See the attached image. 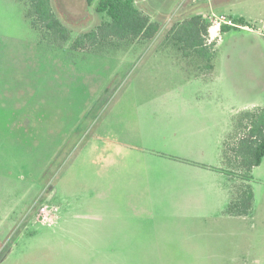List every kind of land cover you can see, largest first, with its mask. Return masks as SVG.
Listing matches in <instances>:
<instances>
[{
    "label": "rangeland",
    "instance_id": "1",
    "mask_svg": "<svg viewBox=\"0 0 264 264\" xmlns=\"http://www.w3.org/2000/svg\"><path fill=\"white\" fill-rule=\"evenodd\" d=\"M97 1L51 0L63 42L33 27L28 0H0V264H264V158L234 177L222 147L230 109L261 100L264 0L214 7L250 25L222 32L225 94L211 101L182 55L157 53L209 0H136L161 23L154 38L75 48L107 18ZM246 185L251 213L229 214Z\"/></svg>",
    "mask_w": 264,
    "mask_h": 264
},
{
    "label": "trees",
    "instance_id": "2",
    "mask_svg": "<svg viewBox=\"0 0 264 264\" xmlns=\"http://www.w3.org/2000/svg\"><path fill=\"white\" fill-rule=\"evenodd\" d=\"M95 0H87L92 5ZM26 16L33 27L48 32L51 39L66 42L71 37V30L61 20L51 0H28ZM95 10L104 13L106 19L95 28L80 34L73 43L75 48H81L91 43L94 50L105 47L120 49L129 47L140 39H152L161 30V23L151 20L138 5L136 0H98ZM234 25L225 24L222 32H227L239 26H249L250 23L242 16L233 17ZM211 21L207 15L193 13L186 19L174 25L170 35L185 52L189 49L203 52L206 47L214 48L217 41H210ZM44 31V32H45ZM58 40V41H59ZM97 45V46H95ZM208 56H212L209 53ZM234 136L227 139L223 147L224 169L234 177L248 180L254 167L259 166L264 158V107L246 110L237 118ZM229 166V167H230ZM207 167L223 170V168L207 165ZM243 191L233 193L229 204V214L245 216L251 213L254 193L250 185Z\"/></svg>",
    "mask_w": 264,
    "mask_h": 264
},
{
    "label": "crops",
    "instance_id": "3",
    "mask_svg": "<svg viewBox=\"0 0 264 264\" xmlns=\"http://www.w3.org/2000/svg\"><path fill=\"white\" fill-rule=\"evenodd\" d=\"M209 10H211L212 12H214V7H216L217 4L224 2V0H214V4L212 3V0H209ZM216 9V8H215ZM187 10V9H186ZM206 15V14H205ZM245 27V26H243ZM249 27V26H246ZM247 29V28H246ZM226 33V32H224ZM222 36V34H221ZM259 37H264V34H261ZM221 37L219 39H217V45L214 48H203L206 49L203 52H199L196 51V49H189L188 52L184 51V48L179 46V45H175V46H161L158 47V49H160V51H158L157 53H162V52H167V53H171V54H180L182 55V58H177L178 62L182 64L181 62H184V64H186V66L188 67V70H186V83H193V82H200L203 84V86H205L206 91L207 92H203V94L201 96H197V98H206L207 101H211L215 100V93L216 97L218 98H222V95L225 94V92L222 91L221 89V85H224L225 83V79L222 78V73L223 71L221 70L222 65L221 62L219 63L220 56H219V44L221 42ZM261 44H264V41H260ZM264 46V45H263ZM262 46V48H264ZM119 50V49H116ZM122 50V49H121ZM252 51L249 49V52H245V55H250ZM209 53H212V56H208ZM254 53V52H253ZM229 56V52L227 53ZM231 59V56H230ZM251 66V65H250ZM252 67V66H251ZM226 74V73H225ZM251 78L254 76L252 75V73H250ZM228 77L230 78H237L239 77L238 75H236V73L234 72H230V75H228ZM250 87L254 86L253 83H250ZM213 86V87H210ZM199 91V90H198ZM238 93L240 94L237 90L235 92V94ZM261 93V100H250L247 101L244 105L241 104V106H239L237 109H230V117L232 119V126L230 128H232L228 133L227 131L225 132V137L224 140L222 141V147L224 146V143L226 142V140L228 139V137L234 132L235 129V123L237 118L241 115V113L243 111L246 110H251L257 107H264V88H262V91H260ZM205 95V96H203ZM263 97V98H262ZM202 101V100H201ZM204 102V100H203ZM207 107V106H206ZM199 166H201L200 164H198ZM209 165V164H208ZM213 166V165H211ZM260 166V165H259ZM259 166H256V168H258ZM216 167V166H214ZM213 169L215 171H218V169H214V168H210ZM155 184L157 187V179L155 180ZM228 193L230 194V202L233 196V191L230 190L228 191ZM229 202V204H230ZM60 218V215H59ZM58 218V220H59Z\"/></svg>",
    "mask_w": 264,
    "mask_h": 264
},
{
    "label": "built area",
    "instance_id": "4",
    "mask_svg": "<svg viewBox=\"0 0 264 264\" xmlns=\"http://www.w3.org/2000/svg\"><path fill=\"white\" fill-rule=\"evenodd\" d=\"M198 1V0H196ZM210 21H211V26H210V38H214L212 37V34L215 32V36L220 38L221 34H222V26L225 24L228 25H234L233 20L231 18H229L226 14H220L217 15L216 13H211L208 15ZM243 27V26H242ZM246 27V26H245ZM212 29H214V32H212ZM212 39H210L211 41ZM46 208L44 207L43 210H45ZM46 211V210H45Z\"/></svg>",
    "mask_w": 264,
    "mask_h": 264
},
{
    "label": "water",
    "instance_id": "5",
    "mask_svg": "<svg viewBox=\"0 0 264 264\" xmlns=\"http://www.w3.org/2000/svg\"><path fill=\"white\" fill-rule=\"evenodd\" d=\"M212 32H214V29H212Z\"/></svg>",
    "mask_w": 264,
    "mask_h": 264
}]
</instances>
